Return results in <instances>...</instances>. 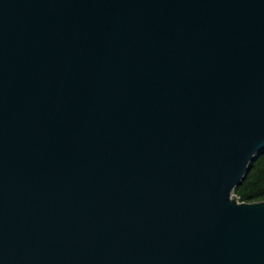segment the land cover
<instances>
[{"label":"water","instance_id":"water-1","mask_svg":"<svg viewBox=\"0 0 264 264\" xmlns=\"http://www.w3.org/2000/svg\"><path fill=\"white\" fill-rule=\"evenodd\" d=\"M264 0H0V264H264Z\"/></svg>","mask_w":264,"mask_h":264},{"label":"trees","instance_id":"trees-1","mask_svg":"<svg viewBox=\"0 0 264 264\" xmlns=\"http://www.w3.org/2000/svg\"><path fill=\"white\" fill-rule=\"evenodd\" d=\"M234 194L244 202L264 200V148L251 160L248 172L235 187Z\"/></svg>","mask_w":264,"mask_h":264}]
</instances>
